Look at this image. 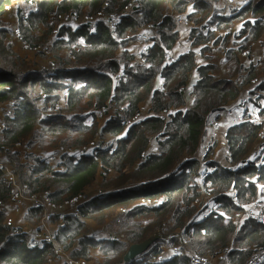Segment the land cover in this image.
Wrapping results in <instances>:
<instances>
[{
  "label": "trees",
  "instance_id": "obj_1",
  "mask_svg": "<svg viewBox=\"0 0 264 264\" xmlns=\"http://www.w3.org/2000/svg\"><path fill=\"white\" fill-rule=\"evenodd\" d=\"M211 2L213 6L225 5L223 0ZM189 6L187 21L197 25L190 29L189 40L192 47L202 45L203 53L211 41L217 44L219 37L215 38L212 30L203 33L200 24L212 15L210 26L217 17L218 30H228L234 24L232 18L225 20L223 28L219 22L234 12H217L198 0H0V103L7 106L14 102L13 112L0 120L5 126L0 129L4 163L17 165L16 145L27 146L29 152L37 154L67 147L90 149L83 157L78 152L67 155L62 169L40 156L24 169L21 177L27 194L48 193L54 206L23 203L25 223L33 225L29 233L21 227L14 231L5 223L8 206H12V187L0 168V264H49L48 259L54 256L51 244L44 240L31 243L32 234L40 228L52 231L56 243L74 259H92L97 264L122 263L129 244L148 241L156 233L164 234L172 243L183 237L189 250L217 264H245L264 247V226L257 220V215L264 214V110L247 102L245 113L250 107L259 108L258 124L245 121L228 127L227 164H219L214 157L218 137L206 154H199L210 119L226 111L252 81L264 76V50L256 61L250 57L248 66L241 56L246 50L253 55L255 42L264 36V0H246L243 5V11H250L247 18H252H246L237 38L247 34L245 46L226 49L215 61L207 58L205 65H197L192 48L167 63L168 51L179 37L175 14ZM68 14L78 17L75 24L60 20ZM99 15L116 16L115 29L102 20L91 30L92 19ZM52 23L60 24L58 29H52ZM148 23L159 29L158 36L152 38L145 52L128 51L129 42ZM250 34L255 35L253 40ZM39 43L49 45L56 57L64 59L63 65L45 78L27 72L30 54L25 47L37 50ZM193 70L197 80L187 92ZM73 74L78 76L69 81ZM61 75L66 78L58 82ZM158 77L163 79L159 86L155 83ZM32 78L33 83L40 80L39 88L34 86L33 90L42 101L41 108L27 96ZM259 89L264 92V86ZM250 94L264 100L261 93ZM60 99L64 102L57 107ZM142 107L150 115L126 124V119ZM101 111L106 121L102 126ZM155 111H166L167 117L160 118ZM119 112L124 118L118 117ZM220 130H224L222 125ZM104 136L112 139L106 141ZM12 171L18 176L14 167ZM177 177L181 181L173 182ZM164 183L171 185L143 193L157 199V204L137 203L121 208L125 209L121 212L119 207L126 206L127 200L139 198L124 190ZM87 189L93 191L88 194L92 197L78 206L77 214L70 212L69 201ZM205 194L218 204L217 209L209 208ZM251 204L258 213L238 217ZM204 214L206 218H202ZM122 215L117 231L123 240L112 242L108 235L115 231L112 225ZM94 248L100 256H94ZM159 252L160 247H152L128 264H187L179 256L158 260Z\"/></svg>",
  "mask_w": 264,
  "mask_h": 264
},
{
  "label": "rangeland",
  "instance_id": "obj_2",
  "mask_svg": "<svg viewBox=\"0 0 264 264\" xmlns=\"http://www.w3.org/2000/svg\"><path fill=\"white\" fill-rule=\"evenodd\" d=\"M198 1L207 3L209 5V7H211V9H215L217 12H221V10H224V11H232V13L233 12L235 13L233 16L223 17L224 21L219 22L221 28H223L225 26V20H227L229 18H232L231 20H233L234 24L232 26H230L232 28H229L228 30L227 29L218 30V23H217L218 18L215 17L214 22L210 26L211 21H212V15L208 16L207 19L205 20V22L200 24V27H204L203 29L200 28V30L203 31V33H207V31H209V30L214 31L215 32V38L219 37V41L217 42V44H213V41H211L208 44L209 49L206 52L204 51L203 53H201V49L203 46L200 45L197 47H192L190 40H189L190 29L194 28L195 26L197 27V25L194 22L187 21V14L190 11V6H189L188 8L185 9L184 12H182L180 14H177V13L175 14L176 31H178V33L180 31H182L183 34L181 37V35L179 33V35H178L179 37H178L175 45L173 46V48L171 50L168 51V58L169 59L171 58L170 55H176V51L182 52V53H187L192 48V51H194V54L197 55V57L195 58V62L197 63V65H205L208 61L207 58L212 59V61H215V59H221L222 55L226 49L236 48V47H238L239 44L244 45V46L247 44V42L244 41L245 37H247V34L244 35L243 37H241L240 39H237L239 37V33L242 31V28L244 26V23L246 21L247 16L250 15V11H248V10L243 11L242 10L243 5L246 3V0H223L224 4H225L224 6H218V5L213 6L211 0H198ZM214 1H217V0H214ZM16 5L23 7V4H21V3H16ZM10 12H12V9L10 10ZM235 15H237V16L235 17ZM53 16H51V17H53ZM109 17H110V15H107V16L99 15L96 18L92 19V25L96 24L98 21L107 20ZM243 17H244V19H242ZM33 19H34V17L32 16L31 20H33ZM247 19L252 20V18H250V17H248ZM60 20L63 23L66 22L69 25L76 23L74 18H73V15H71V14L61 16ZM179 20H182L183 22H179ZM56 22H59V20L57 19ZM52 25H53V23H52ZM59 25L60 24H58L56 26L53 25L52 29H55V30L58 29L56 27H58ZM91 30H93L92 26H91ZM217 31H219V32H217ZM228 32H230L231 35L227 34ZM158 34H159V29L155 28L153 24L148 23V24L144 25L139 31H137L136 36L134 37L133 40H131L129 42V45L126 49L128 51L139 52V50L144 45H146V43H147L146 40H143L144 38H142L140 35L149 36V40L151 41L152 38L154 36H158ZM224 36H228V37L224 38ZM254 36H255L254 34H250L248 37L250 38V40H253ZM115 38H117V36H115ZM50 42H51V40H50ZM47 43H49V41H47L46 44ZM46 44L45 43H39L37 50L25 47L26 53L30 54V58H29L30 60H28L29 61V63H28L29 69L27 71L28 73H31L33 75H39L40 77L45 78L46 76H48V74L51 71H54V70H56V68L58 69L59 67H61L63 65L64 59L56 57L55 54L53 53V51H51L50 46L49 45L46 46ZM254 46H255V50H254L253 55H249V52L247 50L243 51V53L241 54L242 58L245 60L246 66H248V64H250L252 61H256L261 56L262 51L264 50V36H262L261 41H256ZM37 53H41V54L38 55ZM86 57L87 56H85L83 58H86ZM250 57H251L252 61H250ZM55 58H56V60H55ZM169 59L167 60V63H171L173 61V60H169ZM90 73H94V72H90ZM196 75L197 74H196L195 70L191 71L190 77H189V85H191V86L187 89V92H189L192 89V85L196 82V80H197V79H195ZM77 76H78V74L71 75L69 78V81L76 79ZM65 78H66L65 75H61L57 81L58 82L64 81ZM34 80H35V78H32L29 80V84L27 87V90H28L27 96L31 100H33L35 105H37L39 108H41L42 107V101L37 99L38 94L35 90H33L34 86L36 89L39 88L38 83L40 80H36V82L33 83ZM41 81H44V79L41 78ZM20 86H22V84H20ZM263 86H264V76L260 80L252 81L250 83V85L244 91H242V93H243L242 97H240L235 102H233L231 105H229L226 112L219 113V116H218L219 117V123L223 124L222 127H224V125H226L225 131L221 132L223 137L218 138L219 145H218L217 149L215 150V156L214 157L216 158V160L218 161L219 164H221V165L227 164V162L225 161L224 158L228 154L227 148H226V140H225V132L228 129V127L231 126L232 124L236 123V125H237V123H241V122H245V121L250 122V123H254V121L259 122V119L261 118V115L259 116V111H260L259 108L250 107L248 110V113H245V106H246L247 102H249L252 106H260L261 110H264V104H263L264 100H258L256 98H254L252 96V94H250V93H261L262 95H264V92L259 89L260 87H263ZM59 91L60 90H58V92ZM61 94H63V92H61ZM61 100H63V99H60V101ZM3 103H0V120L3 119V115H5L6 113L11 114L13 112L12 109H13L14 102L9 101V104L7 106L3 105ZM144 107H147V106L144 105ZM250 116H251V118H250ZM99 119H100V122H99L100 126H102L106 123L105 116L100 117ZM87 121H88V119H87ZM208 131L211 132L210 138L208 140V143L210 144L214 141V138H215L214 132L217 131V129L213 130L209 127ZM205 136H204V139L202 140V143L205 140V138L207 137V136L206 137ZM104 138L106 141L112 139L110 136H104ZM151 141H156V140H155V138H152ZM201 145L202 144H200V146ZM114 146H116V143H114ZM73 148L77 149L78 147H73ZM259 149H260V145L257 149V152L255 153L256 158H258V156L260 154ZM151 150H154V148H151ZM74 153L75 152H72L70 154H74ZM70 154H68V155H70ZM66 156L63 157L62 160H60L58 162L59 155L56 154L55 155L56 162H58V163L53 164V166H57V167H60L62 169L63 164L65 163V160H66ZM0 161L2 163L5 162L3 156H0ZM82 161H84V158ZM15 162H17L16 166L18 167V165L20 164L18 162V159L15 160ZM188 165L190 167L194 166V164L192 162H189ZM23 171L24 170H22V172ZM169 181H172V180H169ZM179 181H181V178L177 177V178L173 179V182H175V183H178ZM200 181H201V178H198L197 182L199 183V185L202 184V183H200ZM148 185H150V184H145L144 186H148ZM170 185H171V183H164V184H154L152 186L143 187V188L126 189V190H124L125 193L134 194L133 196L139 195V198L137 199V201H136V198L129 199V200H127L128 204L126 206H121L119 208L120 209L121 208H128L129 209L132 206L136 205L137 203L157 204L158 203L157 199H149V198H147V196H144L145 194H143V193L157 192V191L162 190L163 188L168 187ZM172 185H174V184H172ZM91 193H93V191H88V189H87L86 192L82 195H83V197H85L87 195V197L91 198L92 196L88 195ZM133 196H131V197H133ZM84 199L85 198H83V200ZM205 200L209 204V208L212 209V207L214 205L213 203H216V202L210 201L207 194H205ZM103 201L107 202L106 200H103ZM111 201H112V199L109 202H107V204L111 203ZM129 202H131V203L129 204ZM247 208L253 209L256 213H258V211H259V209L257 207H255L254 204L247 206ZM122 210H125V209H121V212H122ZM248 215H250V214L247 211H245L244 213H242L241 216L238 215V217H244V216H248ZM6 217H11L13 219L16 227L26 225L25 220H24V214L22 213V210H17V208H15V206H13V205L8 206V212H7ZM204 217L202 216V218H204ZM199 221H201V220H199ZM87 222L89 224L92 223L91 220H88ZM215 223H217V222H215ZM242 225H244V222H242ZM31 226H33V225H31ZM31 226H30V231L32 230ZM93 227L101 230L99 225H94ZM101 233L104 234L105 231H101ZM32 237H33V239L31 240V243L37 244V241L34 238V233L32 234ZM160 237H163L164 239L168 240V238L165 237L164 234L162 235L160 233H156V234H153L148 239V241L151 239L157 240V239H160ZM94 249L97 250L96 248H94ZM93 253H94V251H93ZM94 256H100L98 250L95 252ZM84 264H97V263L94 260L90 259V260H85Z\"/></svg>",
  "mask_w": 264,
  "mask_h": 264
},
{
  "label": "built area",
  "instance_id": "obj_3",
  "mask_svg": "<svg viewBox=\"0 0 264 264\" xmlns=\"http://www.w3.org/2000/svg\"><path fill=\"white\" fill-rule=\"evenodd\" d=\"M74 20L76 21L78 19V17L76 15H73ZM116 21H117V17L116 16H110L107 19V25L111 28V29H115L116 27ZM179 22H183L182 20H179ZM92 29L94 30V25H92ZM142 38H144L143 40H146V45H144L139 52H145L148 48V46L151 45V41L149 40V36L147 35H140ZM150 41V42H149ZM130 52H136V51H130ZM243 53V52H242ZM241 53V54H242ZM197 57L196 54L193 55V58L195 59ZM175 58H170L169 60H174ZM64 100H61L56 106L60 107L63 104ZM155 114L157 116H159L160 118L163 117H167V112L166 111H155ZM100 117L104 116V111H101L99 113ZM150 115V111L147 108H141L139 110V112L129 118L126 119L125 123L126 124H132L136 121H139L142 118H146ZM219 114H216V116H213L210 121H209V125L208 128L210 127L213 130H216L214 132V137L215 138H222L223 135L221 132H223L224 130H220V127L222 125V123H219V118H218ZM260 116V114H259ZM118 117L119 118H124V114L122 112L118 113ZM251 118V116H250ZM255 124H258V121H254ZM4 123L0 122V129H4ZM210 131L207 130V134H206V138L205 140L201 141L202 145L199 147V154H206L209 151V143L208 140L210 138ZM3 139V132H0V140ZM204 139V138H203ZM200 143V144H201ZM89 146H81L78 147L77 149H74L73 147H67L65 149H58L54 152H50V153H41V154H37V153H33V152H29L30 149L27 146H21V145H16L13 148V151H17L19 153L18 155V162L20 163L17 166H15L14 164L11 166L10 162L9 164H5L2 163L0 161V168L4 170L5 174H6V178L8 179V181L11 183V197H10V202L12 203L13 206H15V208H17V210H22L24 211V205L23 203L25 201H32L34 206H44L45 208H54V206L51 204L50 200H49V195L48 193H42L40 195L37 194H31L28 195L26 192V184L24 183L23 179H22V175L23 172L22 170H24L25 168L30 167L31 165H33V159H36L38 156L41 157V159L43 161H46L47 163L53 165V164H57L60 160H62L63 157H65L66 155L72 153V152H78L82 157L86 155L87 150ZM90 150V149H89ZM29 152L30 156H27V153ZM59 155L58 158V162H56V157L55 155ZM46 158H44V156H46ZM2 156V155H0ZM31 157V158H30ZM14 166V168L16 169L18 176L15 175V173L12 171V167ZM87 195L85 197H83V195H80L79 197L72 199L69 201L68 205L70 207V212H74V213H78V206L85 201ZM83 198H85L83 200ZM213 203V202H212ZM213 207L211 210H215L218 207L217 203H213ZM60 213L63 212V209L59 210ZM122 212L124 213L125 211L122 210ZM211 211L209 210L208 213H210ZM247 212L249 214H254V210L249 208L247 210ZM240 216V214H238ZM123 215L118 217L114 224L112 225V229H114L115 231L111 232L108 235V238L110 241L114 242V241H121L123 240V236L121 234H119V232L117 231L118 228L120 227V225L122 224L123 221ZM257 220L258 222H260L263 226H264V214H259L257 215ZM5 223L8 224L9 226H11L14 231H17L18 227H16V225L14 224V221L11 217H7L5 220ZM34 238L37 241V243L40 240H44L47 243L51 244L52 246V250L54 252V256L50 257L48 259V263L49 264H84L85 263V259L83 258H79V259H74L71 255L69 251H66L63 249V247L59 244L56 243L55 241V236L53 234L52 231H50L49 229H39L36 230L35 234H34ZM152 247H160V252L158 254L157 259L158 260H162L163 258H165L167 255L170 256H179L181 258H183V260L187 261V264H217L215 262H213L208 256L205 255H199L191 250H189V244L188 241L186 239H184L183 237L178 238V241L176 243H172L168 240L165 239H157V240H153L150 242V244L148 245V247L146 248V250L144 251L142 255L146 254ZM140 256V257H141ZM215 261V260H214ZM264 262V247L262 249H259L245 264H263ZM119 264H127L125 262L119 263ZM221 264H227V263H221Z\"/></svg>",
  "mask_w": 264,
  "mask_h": 264
},
{
  "label": "water",
  "instance_id": "obj_4",
  "mask_svg": "<svg viewBox=\"0 0 264 264\" xmlns=\"http://www.w3.org/2000/svg\"><path fill=\"white\" fill-rule=\"evenodd\" d=\"M21 229L26 233H29V231H30L29 225H23L21 227ZM160 238L164 239L163 237H160ZM178 238H181V236H178ZM165 240H167V239H165ZM151 241H153V239H151L149 241H145V242L140 243V244H133L131 247L128 248L127 252L124 254L123 262L128 264L132 260L140 257L141 254L144 253V251L146 250V248L148 247V245L150 244Z\"/></svg>",
  "mask_w": 264,
  "mask_h": 264
},
{
  "label": "crops",
  "instance_id": "obj_5",
  "mask_svg": "<svg viewBox=\"0 0 264 264\" xmlns=\"http://www.w3.org/2000/svg\"><path fill=\"white\" fill-rule=\"evenodd\" d=\"M179 33H180V35H181V37H182V34H183L182 31H180ZM187 50H188V49H187ZM187 50H186V51H187ZM180 54H183V53H182V52H177V51H176V55H170V56H171V58H176V57L179 56ZM195 79H197V75H196V78H195ZM162 82H163V79H161L160 77H158V78L156 79V81H155V83H156L157 86H159ZM226 111H227V110H226ZM226 111H222V112H226ZM222 125H223V124H222ZM225 129H226V125H224V130H225ZM201 144H202V143H201ZM232 194L235 195L234 191L232 192ZM23 212H24V211H22V213H23ZM204 216H205V217H204ZM203 217L206 218V214H204ZM19 223H20V222H19ZM26 225H29V224L26 223ZM20 227H22V226H20ZM29 227H30V225H29ZM29 232H30V231H29Z\"/></svg>",
  "mask_w": 264,
  "mask_h": 264
},
{
  "label": "bare ground",
  "instance_id": "obj_6",
  "mask_svg": "<svg viewBox=\"0 0 264 264\" xmlns=\"http://www.w3.org/2000/svg\"><path fill=\"white\" fill-rule=\"evenodd\" d=\"M47 157V155L46 156H44V158H46ZM133 244H129V247H131Z\"/></svg>",
  "mask_w": 264,
  "mask_h": 264
}]
</instances>
